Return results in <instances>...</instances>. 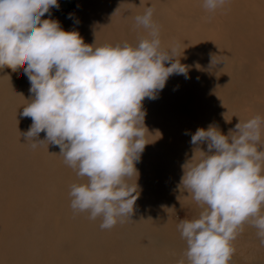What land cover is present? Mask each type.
Masks as SVG:
<instances>
[{
  "label": "clouds",
  "instance_id": "clouds-1",
  "mask_svg": "<svg viewBox=\"0 0 264 264\" xmlns=\"http://www.w3.org/2000/svg\"><path fill=\"white\" fill-rule=\"evenodd\" d=\"M225 4L203 0L209 12ZM52 8H59L58 0H0V68L23 69L30 82L34 98L21 113L32 120L23 133L26 144L59 147L64 164L86 178L70 185L71 209L99 218L100 229L109 230L131 216L138 198L137 185L127 181L138 175L135 164L148 144L143 101L156 99L171 75L187 70L179 59L172 62L174 46L162 48L152 6L134 18L147 33L135 45L99 47L55 20L41 19ZM42 132L45 138L39 139ZM262 132L264 118L256 115L239 120L227 135L213 125L191 135L190 143H206L207 151L194 149L182 165L180 187L206 207L198 218L177 225L188 264H229L232 241L245 224L264 246V150L257 147Z\"/></svg>",
  "mask_w": 264,
  "mask_h": 264
},
{
  "label": "bare ground",
  "instance_id": "bare-ground-1",
  "mask_svg": "<svg viewBox=\"0 0 264 264\" xmlns=\"http://www.w3.org/2000/svg\"><path fill=\"white\" fill-rule=\"evenodd\" d=\"M81 1L83 0H78L74 16L71 15L72 18L67 21V24L71 21L74 22L73 31L79 33L85 44L93 45L95 43L97 47L106 44L114 46L127 41L129 44L135 45L138 39L147 33L143 28L135 26L134 18L137 15H142L146 7L152 6L155 9L153 20L159 26L162 48L169 49L174 46L177 58H174L172 62L179 59V62L186 67V76L191 78L187 85L182 83L187 90L185 93L187 101L179 93L181 87L175 83L183 74L171 75L163 90L157 93L156 99L145 98L143 101V110L146 113L144 123L147 129L145 134L150 136H152L153 131L155 134L157 131L164 130L161 127L163 122L160 119L163 121V118L168 117V122L179 123L184 121L176 116L182 113L187 115V112L191 110L190 108H199V113H201L202 105L196 100L198 97L203 98L202 95L205 96L207 93L215 94L219 101L226 96L227 90L231 89L233 85V77L231 76V64L233 62L228 47L230 40L239 41L244 45L264 42V0H226L224 7L215 12L207 11L203 7V0H104L92 13L87 8L80 7ZM66 2L67 0H63L62 6ZM239 50L243 59L237 62L234 67L246 69L244 70V72L246 71L245 79L252 75L262 76L263 72L254 65L252 66V63L258 57H263L264 51L260 50L257 58H252L254 56L247 57L241 49H236V53ZM213 56L217 57H214L212 66L211 59ZM224 56L229 58L224 60ZM165 66L168 67L170 64L166 63ZM192 81L193 83H191ZM176 82L178 83V81ZM30 87V82L23 69L13 72L8 68H0V95L34 96L29 91ZM4 102L5 100L0 96V112L6 108ZM186 121L194 122L195 119L189 117ZM31 124L32 120L27 122L29 127ZM230 127L232 128V126ZM39 137L44 139L45 133H40ZM47 145L51 149L57 148L54 144L47 143ZM11 148L13 150L14 146H11L9 150ZM59 153L60 150L54 156L52 164L62 167L65 172V164ZM144 153L145 149L141 155ZM37 160L39 158L25 159L21 165H26L29 171L34 169L36 172H45L44 168L47 167L49 160L44 163H39ZM19 167L21 166H13L9 173H16ZM136 169L138 171V168ZM72 172L73 176L68 180L60 178L57 172L53 173L54 182L57 183L50 195L48 204L53 209L54 214L55 212L59 213L55 215L58 237L61 238L64 232H69L73 240H77L80 239L79 233L83 231L84 240L91 245L92 250L91 253L88 251L85 253H68L70 258L64 253H55L57 264H72L82 260L84 262L80 264H101V261L107 260H110L111 264H174V261L177 264L181 258H184L185 263L188 264L185 256H176L178 253H165L167 250L185 251L186 242L182 241L178 231L173 230L172 223L170 225L165 224L158 209L153 204H148L144 195L146 194L145 184L147 183L145 180L142 178L136 180L135 175H133L127 181L129 184L134 183V185L138 182L136 193L138 198L131 216L122 218V222H117L121 223L122 227L101 230L99 227L101 222L98 220L96 222L97 234L94 236L90 234L94 224L88 218V214L74 213L70 207V202L61 200L56 196L59 183L63 185L64 191L69 193L70 189H65V187L70 188L72 183L86 182L84 178L77 177L73 170ZM39 185H46V183L39 182L36 186ZM30 186V184L27 185L25 192H33ZM19 198H16V205L24 202L23 195ZM35 200L37 199L34 198L33 203ZM41 202L38 200L37 203ZM10 204L12 203L10 202ZM86 220H89V225ZM37 225L38 223H35L32 227L35 228ZM112 233L114 236L121 237L119 239L113 238V241H110L108 237ZM11 238L17 237L11 236ZM118 240H121L129 249L123 250L122 253H113L115 256L98 253L109 245L111 247L117 246ZM107 253L110 252L107 251ZM74 255L77 257L75 258ZM98 255H102V257L99 258ZM11 264H30L29 257L13 256ZM32 264L38 263L35 261Z\"/></svg>",
  "mask_w": 264,
  "mask_h": 264
},
{
  "label": "rangeland",
  "instance_id": "rangeland-1",
  "mask_svg": "<svg viewBox=\"0 0 264 264\" xmlns=\"http://www.w3.org/2000/svg\"><path fill=\"white\" fill-rule=\"evenodd\" d=\"M62 1L58 0V9H50V13L45 14L41 19L55 20L59 22L64 31H73L74 22L71 21L67 24V21L74 16L78 0H67L63 6ZM103 1L83 0L80 2V7L87 8L92 13ZM69 14H72L71 18H69ZM228 47L233 62L231 64L233 85L231 89L227 90L226 96L219 101L215 94L202 95L204 99L198 97L196 100L202 105V114L199 113V108H190L191 110L187 112V115L182 113L176 116L184 122L170 123L168 117L163 118V121L160 119L163 122L161 127L164 130L157 131L155 134L153 131L152 136L145 134L148 144L145 146L144 155H140V159L135 165L138 168V175H135L136 180L142 178L147 182L145 184L146 194L144 195L148 204H153L158 209L163 222L167 225L172 223V228L175 231H178L177 225L181 220L198 218L206 207L197 204L192 199L191 194L183 186L180 187L183 175L182 165L192 158L196 147L202 151H207L206 143L198 146L192 145L190 143L191 135L198 128L207 130L210 125L218 127L222 134L227 135L230 129H234L239 120L247 121L256 115L264 118V56L257 58L260 50L264 51V42L244 45L239 41L230 40ZM236 49H241L247 57L254 56L252 58H257L252 66L254 65L259 71L261 70L262 76L252 75L245 79L246 71L244 72V70L246 69L234 67L237 62L243 59L240 50L236 53ZM190 79L189 76L183 74L176 80L178 83L175 81L177 86L181 87L179 93L185 101H187L185 95L187 90L183 84L187 85ZM228 81L230 82V80ZM0 96L5 100L6 105L4 111L0 112V264H11L13 256L16 255L19 258L28 256L30 264L35 261L38 264H57L55 253H64L68 258L71 257L68 253H85L86 251L91 253V245L85 242L83 231L79 233L80 239L77 240H73L69 232H64L61 238L58 237L55 215L59 213L55 212L54 214L53 209L48 204L50 195L57 183L54 182L53 173L57 172L60 178L68 180L72 178L73 172L66 165L64 172L62 167L52 164L54 154L60 150L57 145V148L51 149L47 143H44L33 149L26 144L23 133L29 130L27 122L31 118L24 117L21 113L23 107L34 96L15 94H2ZM198 116L199 119H197ZM189 117L195 121L187 122L186 119ZM226 123L232 124L230 125L232 128ZM11 146H14L13 150L12 148L9 150ZM257 147L264 150V132H262L261 141ZM201 155L199 151L195 152L196 161H199ZM33 157L39 158L37 160L39 163L49 160L47 167L44 168L45 172H36L34 169L29 171L26 165H21L25 159H34ZM17 165L21 167L17 168L16 173L10 174V168ZM84 179L86 180V178ZM39 182H45L46 185L36 186ZM28 184L31 185L30 188L33 192H25ZM130 185H134V183H130ZM135 185L138 186V182ZM65 189L70 188L65 187ZM21 195H23L24 202L16 205V198L20 199ZM56 196L61 200L70 202V197L64 191L61 183L57 185ZM34 198L37 200L33 203ZM38 200L42 202L37 203ZM10 202L13 204L12 207ZM98 220L101 222L99 218L93 221L94 227L90 230L91 235L96 236L97 234L96 222ZM35 223L38 225L33 228ZM86 223L89 225V220H86ZM114 227L121 228L122 225L117 223ZM11 236L17 238H11ZM120 237L114 236L112 233L108 240L113 241V238L119 239ZM117 243V246L111 247L109 245L98 253L115 256L114 254L129 249L121 240H118ZM232 245L235 248V253L229 264H264V246L260 245L256 229L251 225L245 224L243 226V230L232 241ZM97 250L99 249L97 248ZM185 251L167 250L165 253H178L176 256L180 257L184 256ZM98 256L99 258L102 257V255ZM74 257L77 256L74 255ZM114 259L116 260V257ZM81 262L84 261L73 262L72 264H80ZM174 262L176 264V261ZM101 264H111V262L110 260L101 261Z\"/></svg>",
  "mask_w": 264,
  "mask_h": 264
}]
</instances>
